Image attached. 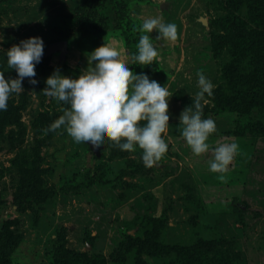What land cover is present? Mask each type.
Returning a JSON list of instances; mask_svg holds the SVG:
<instances>
[{
  "label": "rangeland",
  "instance_id": "obj_1",
  "mask_svg": "<svg viewBox=\"0 0 264 264\" xmlns=\"http://www.w3.org/2000/svg\"><path fill=\"white\" fill-rule=\"evenodd\" d=\"M91 1L0 0L6 78L17 76L6 51L22 39L42 37L43 55L60 37L67 48L63 58L58 51L42 55L38 83L25 77L23 91L8 100L11 114L0 116V253H8L0 264H264V108L245 117L218 110V93L229 94L234 81L253 71L248 55L228 74L232 37L220 27L228 15L223 0H102L98 11L110 21L101 28H94L99 17L83 19ZM242 3L238 15L255 29L252 7ZM123 10L139 38L150 16L177 25L175 41L150 33L160 50L151 65L133 62L138 43L121 33ZM218 42L224 47L216 53ZM105 46L172 94L164 133L169 148L152 166L139 147L127 151L109 142L94 156L63 126L45 131L68 106L44 94L46 78L56 70L77 77L89 68L93 50ZM198 70L217 85L203 109L217 124L209 142L240 145L223 173L210 169L211 151L194 154L181 135L179 117L199 91Z\"/></svg>",
  "mask_w": 264,
  "mask_h": 264
},
{
  "label": "clouds",
  "instance_id": "obj_2",
  "mask_svg": "<svg viewBox=\"0 0 264 264\" xmlns=\"http://www.w3.org/2000/svg\"><path fill=\"white\" fill-rule=\"evenodd\" d=\"M153 30L157 40L175 41L178 37L174 22H165L161 16L144 19L137 51L131 54L133 62L151 65L159 58L160 50L150 35ZM43 52L44 41L39 36L22 39L7 49L8 67L15 69L17 76L6 78L0 70V110L7 109L13 93L23 91L25 77L32 84L38 83L34 78L35 66ZM88 60L89 68L77 77L56 70L46 78L44 94L68 106L45 131L63 126L77 144L89 145L97 151L109 142L121 150L135 151L139 147L145 165H154L169 148L164 136L171 116L169 88L146 73H135L122 60L121 53L109 46L93 50ZM197 75L199 91L179 117L181 135L194 154L211 151L210 169L223 173L239 154L240 145L237 140L215 147L209 142L210 136L217 132V124L213 117L204 116L203 109L217 85L203 71L198 70Z\"/></svg>",
  "mask_w": 264,
  "mask_h": 264
},
{
  "label": "trees",
  "instance_id": "obj_3",
  "mask_svg": "<svg viewBox=\"0 0 264 264\" xmlns=\"http://www.w3.org/2000/svg\"><path fill=\"white\" fill-rule=\"evenodd\" d=\"M243 1L252 7L249 20L250 23L255 25V29L247 27L244 20L238 15ZM223 3L228 9V15L222 17L220 27L226 34L228 33L232 37L231 41H229L232 61L228 67V71L231 73L228 74L232 78V74L236 73L239 65L238 58L248 55L252 56L253 71L251 70L247 74L241 75L238 82L234 81L229 94L223 92L218 93L217 106L220 112L237 113L240 117H245L254 108H264V0H223ZM102 4V0L91 1L89 8L85 11L86 15L83 16V19L93 16L99 17L94 23V28H101V26L107 27L110 21L108 15H100L98 11L100 10L99 6H102ZM96 13H98V15H96ZM123 14L125 15H118V25L121 28V33L128 38V41L132 45L133 43H138L139 35L137 36L135 31L137 27L132 24V29L129 30L127 20L129 17L124 10ZM124 23L126 25L125 27ZM62 40L63 38L60 37L57 39V42ZM227 43L228 41L224 44ZM223 47L224 45L218 42L217 45L215 44L214 46L215 52L219 53ZM10 114L11 108L7 109L5 112L2 110L0 116ZM259 125L260 124L257 123L254 126L258 129ZM203 244L207 245L206 242H203ZM210 248L212 249L213 246L211 245ZM7 254V251L2 254L0 253V257H3L4 262L7 261ZM120 259L123 260L122 257H120ZM112 261L118 262L119 259L116 257L113 258ZM75 262L77 263L78 261ZM71 263L72 260L69 264Z\"/></svg>",
  "mask_w": 264,
  "mask_h": 264
},
{
  "label": "water",
  "instance_id": "obj_4",
  "mask_svg": "<svg viewBox=\"0 0 264 264\" xmlns=\"http://www.w3.org/2000/svg\"><path fill=\"white\" fill-rule=\"evenodd\" d=\"M57 51L60 52V56L63 58L65 53H66V51H67L66 41H58V42L51 43L47 47V49H46V51H45L43 56L47 57V56H49L52 53L57 52ZM90 148H91V146H90ZM91 150L94 153V155L100 156V150L97 151V150H94L92 148H91Z\"/></svg>",
  "mask_w": 264,
  "mask_h": 264
}]
</instances>
